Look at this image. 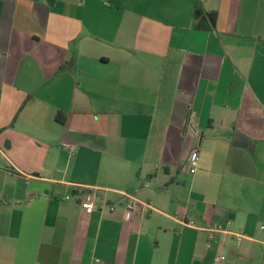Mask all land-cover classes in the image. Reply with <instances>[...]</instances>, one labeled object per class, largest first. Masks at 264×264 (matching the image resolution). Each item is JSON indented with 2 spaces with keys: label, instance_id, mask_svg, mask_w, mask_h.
<instances>
[{
  "label": "crops",
  "instance_id": "1",
  "mask_svg": "<svg viewBox=\"0 0 264 264\" xmlns=\"http://www.w3.org/2000/svg\"><path fill=\"white\" fill-rule=\"evenodd\" d=\"M0 200V264H264V0H0Z\"/></svg>",
  "mask_w": 264,
  "mask_h": 264
},
{
  "label": "built area",
  "instance_id": "2",
  "mask_svg": "<svg viewBox=\"0 0 264 264\" xmlns=\"http://www.w3.org/2000/svg\"><path fill=\"white\" fill-rule=\"evenodd\" d=\"M68 149H72L71 146H66ZM198 162H199V153L197 150H193L191 153H190V158H189V162H188V172L190 174H195L197 169H198ZM126 197H128V201H127V204H126V210H125V214H124V220H129L130 217L132 216V213L134 210H136L137 206H138V203L133 200L132 197L126 195ZM70 196H67L65 199H69ZM95 199H96V196L94 193H86L82 196V206L85 210V213L87 215H90L92 214L94 211H95ZM111 210H114V207L111 206ZM185 225L188 226V223H185ZM211 229H216V230H221V227L220 226H217V225H213L211 227ZM263 229V227H262ZM233 234V233H232ZM237 239H240L243 237V234L241 233H234L233 234ZM219 260L221 261H224L226 259L225 256L223 255H220L218 257Z\"/></svg>",
  "mask_w": 264,
  "mask_h": 264
},
{
  "label": "trees",
  "instance_id": "3",
  "mask_svg": "<svg viewBox=\"0 0 264 264\" xmlns=\"http://www.w3.org/2000/svg\"><path fill=\"white\" fill-rule=\"evenodd\" d=\"M206 18H208L211 21L212 25H214L215 19H216V14L215 13H210V14L207 15ZM204 21H205V18L203 17L201 19L200 23L198 24V27H201L203 25ZM58 120L64 122L65 118H63L62 115H58ZM1 205H2V201L0 200V207H1Z\"/></svg>",
  "mask_w": 264,
  "mask_h": 264
}]
</instances>
